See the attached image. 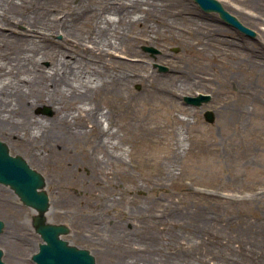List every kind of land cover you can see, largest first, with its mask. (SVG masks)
I'll use <instances>...</instances> for the list:
<instances>
[{"label":"rangeland","instance_id":"1","mask_svg":"<svg viewBox=\"0 0 264 264\" xmlns=\"http://www.w3.org/2000/svg\"><path fill=\"white\" fill-rule=\"evenodd\" d=\"M219 1L253 34L195 0H182L195 21L238 44V58H223L201 30L194 40L145 35L138 49L173 95L147 98L143 80L131 84V92L144 99L137 111L114 117L118 153L103 158V151L88 149L83 141L35 158L0 137L12 155H21L45 177L50 204L58 201L60 210L49 215L50 222L68 225L62 237L89 249L96 264H117L129 240L143 248L159 241L167 253L179 250L192 264H264V0ZM163 2L171 8V0ZM255 15L259 23H252ZM174 18L188 26L195 22ZM54 37L60 40L62 34ZM11 39L3 34L0 42L11 47ZM42 63L48 66L50 60ZM198 92L211 97L200 105L184 99ZM95 99L106 107L102 94ZM208 110L212 122L205 118ZM33 113L53 117L55 110L42 103ZM35 214L0 183V248L8 264H37L32 255L43 240L32 224Z\"/></svg>","mask_w":264,"mask_h":264},{"label":"bare ground","instance_id":"2","mask_svg":"<svg viewBox=\"0 0 264 264\" xmlns=\"http://www.w3.org/2000/svg\"><path fill=\"white\" fill-rule=\"evenodd\" d=\"M163 1L0 0V37L8 34L15 42L11 47L0 42V137L35 158H48L46 151L53 155L83 141L88 149L103 151L101 157L112 156L122 150L113 128L115 115L137 111L144 99L131 92V84L143 80L147 98L173 95L167 81L148 69V58L138 49L145 35L194 40L201 30L223 58H238V44L220 36L213 25L209 29L195 21L182 0H171V8ZM164 11L170 16L163 17ZM255 16L258 20L252 18V23H259L260 16ZM169 17L195 22L188 26ZM18 24L26 29H17ZM56 33L62 39H55ZM193 40L187 44L193 45ZM45 59L50 60L48 66L42 63ZM96 94L106 99L105 108ZM42 103L52 105L53 117L33 113ZM59 212L56 201L46 216ZM129 241L122 244L117 264H192L179 250L167 253L159 241L147 242V248Z\"/></svg>","mask_w":264,"mask_h":264},{"label":"water","instance_id":"3","mask_svg":"<svg viewBox=\"0 0 264 264\" xmlns=\"http://www.w3.org/2000/svg\"><path fill=\"white\" fill-rule=\"evenodd\" d=\"M206 11H218L221 17L229 24L240 28L242 31L253 34V31L244 26L236 16L224 8L218 0H196ZM160 69H165L159 65ZM210 95L200 94L197 97L185 96L187 102L200 105L208 100ZM208 121L213 120L212 112H206ZM0 183L9 185L19 195L20 199L37 210L33 217V225L40 233L43 242L32 258L37 264H96L94 255L89 249L72 245L62 235L70 231L68 225L55 224L48 221L46 212L50 207V199L44 189L45 178L32 168L21 155H12L8 145L0 140ZM3 222L0 220V231ZM0 249V264H8L3 259Z\"/></svg>","mask_w":264,"mask_h":264}]
</instances>
